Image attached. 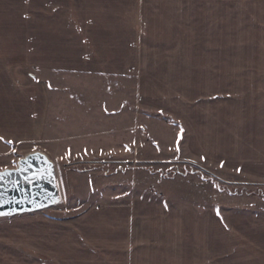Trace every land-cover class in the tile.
<instances>
[{
  "label": "crops",
  "instance_id": "crops-1",
  "mask_svg": "<svg viewBox=\"0 0 264 264\" xmlns=\"http://www.w3.org/2000/svg\"><path fill=\"white\" fill-rule=\"evenodd\" d=\"M0 15V156L23 144L47 154L49 145L78 139L69 128L83 126L81 117L67 107L61 122L51 117V84L59 80L65 87L72 79H120L125 86L136 80L141 94L148 91L146 80H154L153 87L174 96L193 80H207L209 101L230 94L247 99L236 102L240 118L228 127L231 141L264 149V0H0ZM77 88L83 95L104 93L109 98L98 102L110 106L112 87ZM207 119L212 127L213 113ZM250 146L249 163L262 167L260 150ZM74 150L65 147L64 154ZM236 156L228 159L237 165L242 160L236 173L252 174L246 155ZM163 203V214L144 216L124 207L125 216L95 219L105 229L103 248H87L89 262L264 264L263 215L242 217L252 221L242 228L248 233L230 243L228 230L218 236L212 231V216L181 219ZM215 218L225 224L222 214Z\"/></svg>",
  "mask_w": 264,
  "mask_h": 264
},
{
  "label": "rangeland",
  "instance_id": "rangeland-1",
  "mask_svg": "<svg viewBox=\"0 0 264 264\" xmlns=\"http://www.w3.org/2000/svg\"><path fill=\"white\" fill-rule=\"evenodd\" d=\"M67 82V88L59 80L51 84V117L61 122V109L67 107L84 125L69 128V134L78 139L49 145L51 152L45 154L55 165L62 202L38 212L0 218V264H91L86 249L103 248L105 230L103 224L92 222L125 216L124 207L144 216L163 214L162 201L181 219L193 214L212 216V231L218 236L228 230L230 243L241 231L248 233L242 228L252 221L242 217L264 216L260 174L264 149L259 143L231 141L227 135L232 133L228 127L240 118L237 100L247 102L241 99L244 96L230 94L221 101L213 96L209 101L204 79L193 80L192 86L181 88L176 96L153 87L154 80H146L144 94L136 80H128L127 86L120 79ZM96 86L112 87L110 106L105 100V104L98 102L109 98L104 93L102 98L83 95L77 88L87 91ZM221 104L227 114L223 126L219 125ZM210 113L214 115L212 127L207 124ZM93 116V122H88ZM250 145L260 150L262 167L249 163L254 154ZM65 147L77 152L64 154ZM39 149V145L15 146L0 156V171L13 169L20 158ZM240 153L246 155L244 162L255 175L236 173L237 163L228 159ZM241 161L237 160L238 165ZM221 214L225 224L215 218Z\"/></svg>",
  "mask_w": 264,
  "mask_h": 264
},
{
  "label": "water",
  "instance_id": "water-1",
  "mask_svg": "<svg viewBox=\"0 0 264 264\" xmlns=\"http://www.w3.org/2000/svg\"><path fill=\"white\" fill-rule=\"evenodd\" d=\"M61 202L55 165L44 153H29L13 169L0 171V218L38 212Z\"/></svg>",
  "mask_w": 264,
  "mask_h": 264
}]
</instances>
